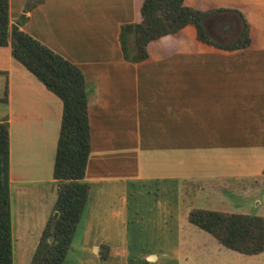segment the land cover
<instances>
[{
  "label": "crops",
  "instance_id": "crops-1",
  "mask_svg": "<svg viewBox=\"0 0 264 264\" xmlns=\"http://www.w3.org/2000/svg\"><path fill=\"white\" fill-rule=\"evenodd\" d=\"M141 2L7 0L8 26L16 25L77 66L84 80L88 191L62 262L82 238L84 264H235L236 257L264 264V251L237 253L190 224L188 211L199 207L196 201L182 202L185 194L196 200L226 189L221 198L232 203L236 194L264 180V0H183L201 11L224 9L203 20L206 34L219 43L235 40L243 16L250 38L245 48L204 44L187 24L148 41L146 58L129 62L120 52L119 28L140 21ZM60 114V100L11 58L9 44L1 45L0 122L8 132V190L10 183L50 189L42 228L54 212L57 181L51 166ZM122 181L168 186L146 214L158 217L156 224L150 218L149 226H136L138 208L88 207L94 185L104 191ZM102 213L108 225L96 218ZM145 234L144 250L139 239Z\"/></svg>",
  "mask_w": 264,
  "mask_h": 264
},
{
  "label": "trees",
  "instance_id": "trees-1",
  "mask_svg": "<svg viewBox=\"0 0 264 264\" xmlns=\"http://www.w3.org/2000/svg\"><path fill=\"white\" fill-rule=\"evenodd\" d=\"M41 1V0H37ZM224 9L201 11L183 4V0H142L140 21L119 28V48L124 60L138 62L146 58L148 41L171 34L190 24L198 41L223 50H237L249 45L247 21L230 43L212 40L203 20ZM24 17H21L22 21ZM10 38V39H9ZM9 44L11 58L17 61L61 103L58 134L51 166L57 181L53 210L40 231L28 264H61L70 247L71 237L87 198L83 181L89 152V126L84 80L77 66L20 30L8 26L7 0H0V46ZM3 99V98H2ZM264 174V167L262 169ZM187 221L212 236L227 249L244 255L264 251V216L190 209ZM0 264H12L10 207L8 190V132L0 122Z\"/></svg>",
  "mask_w": 264,
  "mask_h": 264
},
{
  "label": "rangeland",
  "instance_id": "rangeland-1",
  "mask_svg": "<svg viewBox=\"0 0 264 264\" xmlns=\"http://www.w3.org/2000/svg\"><path fill=\"white\" fill-rule=\"evenodd\" d=\"M100 184L94 185L93 190L90 193V198L88 199V207H95L100 211H104L107 208H138L141 210V217H137L139 220L136 223V226H149L150 223L148 219L152 218L157 223L158 217H153L152 215H146L148 210L155 208V197L163 198L164 189L167 185L164 184H153V182L148 181L145 183L142 182H131V181H122L108 184L104 191H98ZM170 186V185H169ZM15 187L17 189L15 190ZM171 195L175 197L176 195V186L172 184ZM120 189V191H115V189ZM103 190V189H102ZM226 189H222L220 196L212 191L206 192L205 195L199 196L196 200L189 198L188 194H185L182 198V202L190 204L193 201H196L195 206L199 209H208L216 211H227L229 208H238L236 212L244 214H261L264 215V180L259 181L258 184L252 185L245 189L244 193H238L239 195L234 202L230 203L226 201L223 197ZM116 192V193H115ZM50 189L41 186V184H14L10 183L9 187V207H10V228H11V248H12V264H28L31 253L34 249V246L39 237L42 225L41 220L49 200ZM229 194V192H226ZM114 194V195H113ZM167 194V193H165ZM169 194V193H168ZM230 198L229 196H225ZM253 198H256L255 200ZM235 199V197H234ZM253 199V200H251ZM162 202V201H161ZM258 202L259 204H256ZM230 203V204H229ZM242 204H245V207H241ZM161 207V206H158ZM157 207V208H158ZM153 208V210H154ZM103 214V215H102ZM96 218L98 220L102 219L103 223L108 225V215L102 213ZM128 220H131V217L128 215L125 217ZM133 218V217H132ZM147 220V221H146ZM151 222V223H152ZM82 223V222H81ZM125 225L131 226L130 222H125ZM80 230V227H79ZM78 230V231H79ZM148 233V232H147ZM149 234V233H148ZM148 234L141 235L140 237V246L144 247L149 245V242H143L144 238ZM131 237V234H128ZM131 248L134 240H131ZM80 247L75 246V253H71L64 262L61 264H84L82 253L84 248H82L83 241L81 238ZM130 248V247H129ZM134 248L136 249L135 245ZM245 257V256H244ZM245 259H248L247 257ZM255 260V258L253 259ZM253 260L244 262L242 258L236 257L235 264H256ZM231 261V260H230ZM111 264H125L124 262L120 263H111ZM133 264V263H129ZM142 264V263H134Z\"/></svg>",
  "mask_w": 264,
  "mask_h": 264
},
{
  "label": "water",
  "instance_id": "water-1",
  "mask_svg": "<svg viewBox=\"0 0 264 264\" xmlns=\"http://www.w3.org/2000/svg\"><path fill=\"white\" fill-rule=\"evenodd\" d=\"M56 216H57V212H56V211H54V212H53V214H52V216H51V223H53V222H54V220H55Z\"/></svg>",
  "mask_w": 264,
  "mask_h": 264
}]
</instances>
